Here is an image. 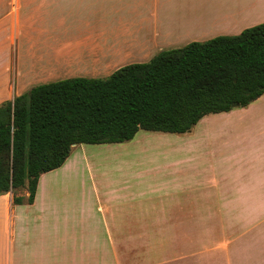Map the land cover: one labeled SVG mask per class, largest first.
Listing matches in <instances>:
<instances>
[{
    "label": "crops",
    "instance_id": "crops-1",
    "mask_svg": "<svg viewBox=\"0 0 264 264\" xmlns=\"http://www.w3.org/2000/svg\"><path fill=\"white\" fill-rule=\"evenodd\" d=\"M263 23L264 0H0V106L25 94L19 76L105 78ZM201 122L199 135L177 134L187 136L177 151L186 158L173 163L205 173L200 196L143 191L135 201L121 188L99 189L79 179L91 170L77 145L62 167L41 175L32 204L14 203L15 194L28 198L27 188L0 196V264H264V95ZM119 202L127 213L109 207ZM130 231H144L142 242L131 243ZM204 233L198 249L194 235Z\"/></svg>",
    "mask_w": 264,
    "mask_h": 264
},
{
    "label": "trees",
    "instance_id": "trees-1",
    "mask_svg": "<svg viewBox=\"0 0 264 264\" xmlns=\"http://www.w3.org/2000/svg\"><path fill=\"white\" fill-rule=\"evenodd\" d=\"M264 95V23L236 36L166 50L106 79L39 85L0 106V196L63 166L80 144H117L141 131L186 134L205 117Z\"/></svg>",
    "mask_w": 264,
    "mask_h": 264
},
{
    "label": "rangeland",
    "instance_id": "rangeland-1",
    "mask_svg": "<svg viewBox=\"0 0 264 264\" xmlns=\"http://www.w3.org/2000/svg\"><path fill=\"white\" fill-rule=\"evenodd\" d=\"M70 78H74V76L64 75L49 77L30 75L28 79L26 76H19L17 81L19 83L18 87L25 84L24 88H28L25 93H28L36 86ZM204 124L205 122H201L198 126L193 128L194 131L196 130V134L199 135ZM186 137L187 136L184 135L147 132L141 130L133 140L117 145L80 144L76 149L78 150L79 147H83L87 150L91 171L89 172L87 169L80 175L79 179H92L96 182L99 189H104L106 186L113 187L114 189L121 188V196L123 194L135 201L140 200L141 196L138 195L143 193V191H146V193L143 194L145 197L152 196V198L157 195H171V197L186 195L200 196V193L203 190L202 185H205L202 183L203 179H205V173H196L195 170L191 169L185 161L182 164L183 166L178 169L173 166V163L176 160L181 161L186 158L183 153L177 152L187 148L184 143ZM197 138L199 139L198 147L201 148L205 145V137L197 136ZM73 151L74 148L72 153ZM173 172H175V180H178L177 185L176 183L171 184V174ZM188 179L190 182H186ZM154 183H162L163 186H167V188L163 187L160 192L147 190V185H153ZM187 183H189L188 188L177 189L176 187L183 186ZM122 186H128V188H122ZM78 190L79 188L75 189V191ZM21 191L23 190H19L18 195H21ZM141 198L144 199V197ZM109 207L114 210L119 208L121 212L127 213L128 205L127 202H119L113 203L112 205H109ZM102 215L103 214L99 213V217ZM99 228L105 233L104 223H101ZM130 232L131 243H136V240L137 242H142L143 236L138 234L143 233L144 231ZM196 232L201 233L202 231L196 230ZM148 238L149 242H154V237L151 236ZM194 240L195 244H199L197 245L198 249H203L205 247V233L203 235L195 234ZM133 251L136 252L140 250L134 248ZM202 254H205V251L194 252L195 260L197 259L196 257H200Z\"/></svg>",
    "mask_w": 264,
    "mask_h": 264
}]
</instances>
